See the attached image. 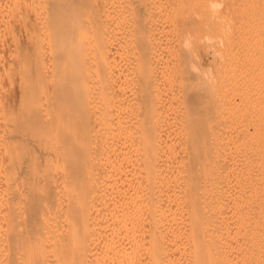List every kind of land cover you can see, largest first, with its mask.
<instances>
[{"label": "bare ground", "instance_id": "6f19581e", "mask_svg": "<svg viewBox=\"0 0 264 264\" xmlns=\"http://www.w3.org/2000/svg\"><path fill=\"white\" fill-rule=\"evenodd\" d=\"M147 1L152 4L149 0H0V264H264L261 256L264 231H259L260 216L254 219L263 212L264 199L262 194L258 199L251 196L256 186L264 188V184H259L264 170L258 168L259 159L255 157L264 156V137H257V143L248 139L250 144L243 146L238 138L239 148L236 147L232 155L237 157L234 169H238L236 175L241 178L237 180L242 181L238 192L241 195L238 194L240 197L231 208L239 221L236 229L217 235L218 232L213 234L205 223L204 213L211 202L210 191L213 194L212 182H215L210 170L211 130H214L210 129V123L218 115L214 114L213 68L211 72L201 66L202 69L194 50L201 38L209 48L215 38L221 37H212L213 30L216 33L224 25L216 27L224 22H219L221 17H218L222 15L218 13V21L215 20L213 10L218 5L214 7L211 0H189L192 15L185 17L188 13H183L180 4L187 1L173 0L174 15L185 14V20L183 14L180 15L185 21L183 26L194 27L185 29L184 26L183 29L181 23L177 25L181 32L176 29L180 33L176 34L174 26L171 27L173 22H167L169 17L164 19L167 23L164 24L169 23L168 35L171 29L176 34L172 41L182 44L176 54L178 45L170 43L172 50L176 49L173 51L176 58L173 65L171 59L167 63L170 62L174 75L170 66L167 69L174 79L165 88L166 85L159 84V73L167 70V64H161L163 53L160 59L158 53L164 51L159 48L163 35L156 36L158 26L153 24V14L165 8L160 6L158 10L161 3L156 6L153 2L158 8L154 5L152 8L158 11L150 14L153 9ZM245 2H240L242 8ZM248 5L255 4L247 2ZM169 8L171 6L168 12ZM240 9L239 14L245 12L244 8ZM164 13L161 16L166 15ZM234 19L237 20L233 16ZM258 21L260 19L255 26ZM242 22L239 21L237 27ZM256 28L251 30L253 34ZM161 32L163 34L162 29ZM227 32L224 29L226 35ZM220 33L218 31V35ZM232 33L229 32L230 36ZM252 33L249 35L244 30L250 39H254ZM247 36H243V42H249ZM223 41L226 43L229 39ZM246 43L241 42L240 46ZM249 48L244 52L239 50L243 54L238 56L250 54L243 58L249 60L252 49L259 46ZM262 48L259 52H264ZM231 52L235 57V48ZM256 57L255 61L253 59L255 67L256 62L264 60V57L261 61V56ZM241 63L239 66H243ZM250 64L249 69L246 67L249 72L252 69L255 76L258 70L255 73L256 68H250ZM258 73L262 75L257 74L258 77H264L263 71ZM260 83L261 79L254 88L249 85L254 92L250 91V96L264 93L263 83L259 85L263 86L261 89L257 88ZM247 85L243 86L242 94L248 93ZM173 93L181 94L182 100L175 94L177 102ZM168 94L178 103L175 106L171 102L175 107L173 139L165 135L162 124L166 121V110L172 113V109H166ZM254 96L253 100L248 99L252 102ZM262 96L261 93L256 98L257 102L264 98ZM249 100L248 107L234 104V109L238 112L240 107L248 110L250 107L252 110L255 105L253 110H264V103L261 108L259 103ZM167 101L169 103V99ZM245 108L239 113H244ZM256 111L250 113L253 119L259 115ZM262 113L260 116L264 115ZM257 116V121L263 123L264 116L262 119ZM253 121L256 123L255 119ZM244 132L242 139L251 135ZM259 134L261 132L255 135L252 132L249 138ZM96 156L99 160L95 167ZM168 168L175 170L177 176L169 178ZM97 179L103 181L98 189L94 186ZM97 197L96 204L100 202L101 206L96 210L92 206ZM102 205H106L105 208ZM90 208L98 212L97 216L92 213L97 217L96 222ZM95 228L96 233L92 235ZM231 245L240 252L232 256Z\"/></svg>", "mask_w": 264, "mask_h": 264}, {"label": "rangeland", "instance_id": "374dc122", "mask_svg": "<svg viewBox=\"0 0 264 264\" xmlns=\"http://www.w3.org/2000/svg\"><path fill=\"white\" fill-rule=\"evenodd\" d=\"M150 2H152V4L150 3L149 4V2L147 1V3H148V5H149V7H150V9H153V11L152 10H150V14H153L155 11H158L159 9H160V6L162 7V8H165V10L163 9H160L161 11H158V12H156L157 14H153V16H154V19L151 17V19H153L154 21L156 20V22H154L153 21V24H156L157 26V28H155V29H157L158 30V32H159V29L161 28V26H162V31H163V34H160V33H162L161 32V29H160V33H155L156 34V36L158 35V37H159V35H163L165 38H164V40H166V41H164L163 40V36H160L161 37V41L163 42H161L162 43V47H161V44H160V46H159V48H160V50L161 51H163V52H160V51H158V53L160 54L159 55V59L160 58H162L161 56V54L163 53V55H164V57L161 59V60H163L164 62H162L161 60V64L163 65V66H165L166 64V69L168 68V66H170L169 64H170V62H171V65H173L172 63H174V60H175V58H176V54H178L179 53V50H180V47L182 46V44L180 43V44H177V43H175V42H173L172 41V38L174 39V36H176V34H180V33H178L181 29L180 28H183L184 26V28L185 29H192L193 27H194V25H190L189 27H188V25L186 26V25H184L183 26V24H184V20H185V17H187V16H189L190 15V13H191V15H192V12H190L191 10L190 9H188L189 8V6H191V3H190V5H189V0H185L184 2H186V3H182V4H180V5H183V8H184V10L182 9V11H184L183 13H185V12H187L188 14L185 16V14H183V13H181V14H183V19H182V17H180V15L181 14H179V15H177V16H175L174 15V9H176V6L172 3L173 2V0H170L169 2H168V0H166L167 1V4L165 3L166 1L165 0H149ZM162 1H163V3H162ZM197 2V0H191V2ZM213 1H214V3H213ZM227 1V2H226ZM229 1H232V4H230L231 2H229ZM246 1V2H245ZM264 0H253V2L251 1L250 2V0H242V1H239L238 0V3H237V0H223V2H222V0L220 1V0H211L210 2H212V4L214 5V7L216 6L215 4H217L218 6L217 7H213L214 8V10H213V13H215L214 14V17H215V20L217 19V17L219 16V15H222V16H219L218 17V19H220V17H221V20H219V22L220 21H224L222 24L220 23V25L218 24H216V27H218V26H222L223 24L225 25V27L227 26H229V24H231V25H235V24H237V25H235V26H232L231 27V25L229 26V27H231L230 29H229V31L224 27V25H223V27H222V29H223V31H222V29H221V27H220V29L218 28V31H219V33H220V31H222L221 33H220V35H218V31L216 30V28H215V30L217 31L216 33H215V31L213 30V35H212V37H213V39L216 37V36H221L220 38H219V40H218V38H215L214 40H216V41H212V38H211V41H212V43H211V45L209 46V48H210V50H208L209 48H208V46H206V44H205V40H204V38H201V40H200V42H202V44H200V42H198L197 44H199V45H197L196 44V49L194 50V56L196 57V60L199 62V64H200V67L202 66L203 68H205L204 70H209L210 72H211V69H212V77H214L213 78V80H215L213 83H214V86H213V90H214V92H215V90H216V92L214 93V96H215V98L214 97H212V100H213V98H214V100H213V103H214V106H215V112H214V114H216V115H218V116H216V118L215 117H213V119H212V122L210 123L211 125V127H210V129H214V130H211V132H212V141H211V145H212V148H211V154H212V166H211V168H210V170H211V172H212V174H213V180L215 181L214 183L212 182V189H213V194H212V190L210 191V194H211V202H209V207H208V209H207V211L204 213L205 214V223H206V225L208 226V228H210L209 230L210 231H212L213 232V234H216L217 232V235L218 234H221L222 232L223 233H225V231H229V233H231L232 231H234V229H236V225H238V223H239V221H238V219H236L235 217H237L236 215H235V212H233V210H231V208L233 207V204L237 201V197H240L238 194H240V193H238V192H240V189H241V187H240V183H242V181L240 180V182H239V180H237V179H239L240 178V176L239 175H236V174H238L237 172H238V169L235 167V169H234V166H236V161H237V157H232V155H233V152L235 151V148L237 147V148H239V145L240 144H236L237 142H238V138H239V141H241L242 143V145L241 146H243V145H247V143L248 144H250V142L251 143H257L258 141L257 140H255L257 137H259V138H261V137H264L263 136V134H264V128L262 129V127H264V119H262L263 118V116H260V114L262 113L261 112V108L263 107V101H264V98H263V96H264V93L263 92H261L262 94H263V96L261 97V98H263L262 100H260V98H259V100L261 101V103H260V101L259 102H257V99H258V97L261 95V93L259 94V92H258V94H259V96H254V94H251L252 96H250L249 95V92L251 91V92H253V88L255 87V85H256V83H258V81H259V79H261V83H263L264 84V82L262 81V79H264V77H258V75L260 74V76H262L261 75V73H258L260 70L261 71H263V74H264V69H262L261 67L262 66H264V60H262V62H259L257 59H256V61H258V62H256L257 64V67H255L254 65V61H255V57L256 58H259V56H261L260 57V61H261V59L264 57V52H262L261 50H263L264 51V39H262V38H264V2H263ZM153 2H155V5L156 6H158L159 5V2L161 3V5H159L158 7H156L155 5H154V3ZM221 2V3H220ZM243 4V2H245L244 4L245 5H243V8H244V13H246V15L244 14V13H240L241 14V16H240V14L238 13L239 11V9L240 10H243V8H242V4ZM247 2H248V4H255L254 6L253 5H248L249 6V8H248V6H247ZM250 2V3H249ZM256 2V3H255ZM263 2V5H261V3ZM157 3V4H156ZM166 5H165V4ZM224 3H225V7H224ZM171 4H173V6H174V8H173V6L171 5ZM227 4H229V5H227ZM260 4V5H259ZM155 6V9H157L158 8V10H155L154 11V8H152V7H154ZM187 5H188V7H187ZM239 5V6H238ZM163 6H165V7H163ZM169 6H171V8H169V12L167 11L168 9V7ZM232 7V10H231V8H228V7ZM167 7V8H166ZM186 7V8H185ZM192 7H193V5H192ZM224 7V8H223ZM236 7V8H235ZM251 7V8H250ZM254 8V11L252 12V10H253V8ZM263 8V10H262V8ZM226 8V9H225ZM256 8H258V9H260V10H262L261 12L260 11H258V9H257V12H255L256 11ZM194 10H197V8H193ZM212 9V8H211ZM215 9H216V11H215ZM226 10V13H225V10ZM171 10H173V11H171ZM188 10V11H187ZM236 11V14H235V12L234 11ZM163 11H167L168 13H166V15H163V16H161L164 12ZM170 11H171V13H170ZM182 11H179V12H182ZM234 13H233V12ZM160 12H162V13H160ZM173 12V13H172ZM230 12V13H229ZM249 12H250V14H249ZM251 12H252V14H251ZM260 12V13H259ZM164 13V14H165ZM169 13H170V16H169ZM219 15H218V14ZM225 13V14H224ZM232 13V14H231ZM254 13V14H253ZM159 14V15H158ZM172 14V15H171ZM235 14V15H234ZM237 14H239V15H237ZM243 14H244V16H243ZM256 14H257V17H256ZM258 14H260V16L258 17ZM173 15H174V17H173ZM251 15V16H250ZM255 15V16H254ZM156 16H157V19H156ZM158 16H160L159 18H158ZM172 16V17H171ZM185 16V17H184ZM233 16L235 17V18H237V20H233ZM238 16V17H237ZM239 16L241 17V20H239L240 18H239ZM168 17H169V19H172V20H170L169 21V19H168ZM171 17V18H170ZM223 17H225V18H223ZM229 17H230V19H229ZM245 17V18H244ZM255 17H256V19H255ZM250 18H253L254 19V21L256 22L257 21V19L259 20L260 19V22L258 21V24L257 25H259L260 24V27H258L257 25V28H256V26H255V24L252 22L253 20L252 19H250ZM164 19H168V21L167 22H173L174 23V25H173V23L171 24L172 26L171 27H173L172 29L176 32V29H178V32H176V34H175V32H172L173 30L171 29V32L169 33V35H168V29H167V27L169 26V23H168V25H166L167 23H166V20H165V22H164ZM181 20V22H180V20ZM218 19L216 20V21H218ZM229 19V20H228ZM246 21H245V20ZM176 20V21H175ZM242 20L244 21V22H242ZM163 21V23H160V22H162ZM183 21V22H182ZM226 21H228L229 22V24L228 25H226ZM239 21H241L242 23H243V25H241L242 23H240V25H241V27H240V25H239V27H240V29H239V27H237L238 26V24H239ZM252 23H251V22ZM176 22V23H175ZM180 22V23H179ZM219 22H217V23H219ZM233 22V23H232ZM234 22H237V23H234ZM164 23H166V24H164ZM182 23V24H181ZM253 24L254 26H251V24ZM180 24H181V26H180ZM180 26V28L178 27V26ZM167 26V27H166ZM245 26V27H244ZM154 27H155V25H154ZM215 27V26H214ZM235 27V28H234ZM243 27H244V29H243ZM247 27V28H246ZM183 28V29H184ZM240 30L239 32H243V33H239L238 32V29ZM242 28V29H241ZM253 28H256L254 31H255V33L253 34L252 33V29ZM182 29V30H183ZM224 29H225V32H227V35L224 33ZM237 29V30H236ZM232 30H234V33L236 34V32L235 31H237V33H238V37H237V39H236V36H235V34L234 33H232L233 31ZM244 30H246V33L248 34L249 33V35H251V33H252V35L254 36V39H253V37H252V39H250L251 38V36L250 37H248L246 34H244ZM252 30V31H251ZM170 31V30H169ZM156 32V31H155ZM181 32V31H180ZM183 32V31H182ZM229 32L230 33H232L231 34V36H230V34H229ZM175 35H174V34ZM167 34V36H169V38H171L170 39V41H169V38L167 39V36H165ZM171 34H173V36L171 35ZM216 34V35H215ZM241 34V35H240ZM244 34V35H243ZM229 35V36H228ZM235 37H233V36ZM263 35V36H262ZM172 36V37H171ZM228 36V37H227ZM248 37L247 39H246V41H248V39H249V42H243V40H245V38L244 37ZM230 37V38H229ZM262 37V38H261ZM229 39V41H230V39H231V42L232 43H234L233 45L231 44V42H229V41H227L228 39ZM203 39V40H202ZM220 39H222L221 40V42H223V43H221L220 42ZM225 39V41H227L226 43H227V45H226V43L223 41ZM232 39H235V40H238V41H235L234 42V40H232ZM257 40V42L256 43H254L253 42V44H251L252 42L251 41H254V40ZM160 40H158L159 41V43H160ZM172 41V42H171ZM204 41V42H203ZM219 41V42H218ZM168 42V44H166ZM214 42H215V44H214ZM237 42H238V44H237ZM241 42L243 43V44H245L246 43V46L244 45H242L243 47H246V48H248V47H250L249 49H252L253 48V46H254V48H255V45H256V47H258L259 46V48L257 49V48H255L254 50L252 49V51L251 50H247V51H249V53H250V51H251V54H252V57H254V58H250L251 59V64L250 65H252V66H250V68H252V67H255L256 69L254 70L255 71V73H256V71L258 70V72L256 73V75H257V77H256V75L254 76V72H252V69H250V72H249V65H248V63H250L249 62V60L248 59H243L244 57L245 58H247V57H249V56H251L250 54H247V56L246 55H242L241 57L240 56H238V54H243V52L244 51H246V48H243V47H241L240 45H241ZM164 43H165V45H164ZM170 43H172V44H175V45H178V46H176V48H177V51H176V49H173L172 50V46H171V44ZM217 43V44H216ZM248 43H250L248 46H247V44ZM205 44V46H204V48H202V45H204ZM214 44V45H213ZM218 44H220V45H222L221 47H225V49L224 48H222V50H221V47L218 45ZM226 46H225V45ZM231 44V45H230ZM259 44V45H258ZM163 45L165 46V47H163ZM175 45H173L174 46V48H175ZM234 45H236L235 47H234ZM238 45V46H237ZM253 45V46H252ZM200 48H199V47ZM214 46V47H213ZM217 46H219L218 48H216ZM240 46V47H239ZM252 46V47H251ZM167 47V48H166ZM171 47V48H170ZM198 47V48H197ZM211 47H213L214 48V50H216V52L215 51H213L212 50V48ZM232 47H234L235 48V57L234 56H232L234 53L233 52H231V51H234V48H232ZM240 49H239V48ZM263 47V48H262ZM161 48H163V49H161ZM169 48V49H168ZM206 48V49H205ZM216 48V49H215ZM236 48H237V50H236ZM241 48H243L244 50H242ZM260 48H262L260 51L263 53V54H261V52H259V49ZM166 49H167V51H166ZM171 49V50H170ZM202 49H204V51L202 50ZM221 52H219L218 50ZM224 49V50H223ZM208 50V51H207ZM239 50H241V51H243L242 53H241V51L239 52ZM258 50V52H256ZM169 51V53L167 54V52ZM173 52V53H171V52ZM221 54L219 57H218V52ZM255 51V52H254ZM195 52H197V54L195 53ZM200 52H201V55H200ZM212 52H214V54L212 53ZM224 53V54H223ZM255 53V54H254ZM260 53V54H259ZM216 54H218V55H216ZM228 54V55H227ZM168 55H170L169 56V58H168ZM215 57H214V56ZM226 56L225 58H224V56ZM249 55V56H248ZM202 56V57H201ZM207 56V57H206ZM236 56H238L237 58H239L238 60L240 61V63H241V60H242V62L244 63H241L243 66H239L240 65V63L239 62H237L238 60L236 59ZM172 57V58H171ZM229 58V60H228V58ZM230 57L232 58V60L233 59H235V61L236 62H234V61H231V59H230ZM234 57V58H233ZM214 58H216V59H214ZM227 58V59H226ZM169 59V60H168ZM170 59H171V61H170ZM200 59V60H199ZM253 59H254V61H253ZM203 60V61H202ZM208 60L210 61V62H208ZM211 60H213V62L211 61ZM216 60V61H215ZM227 60L228 61H231V62H227ZM248 60V63L247 62H245V61H247ZM159 61V62H160ZM165 61H166V63H165ZM168 61H170L169 62V64L167 63ZM224 61V62H223ZM206 62V63H205ZM232 62H233V64H235V66L232 64ZM209 63L211 64V65H209ZM223 63L225 64L224 66H225V68H224V66H223ZM236 63H238V64H236ZM246 63V64H245ZM160 64V65H161ZM213 64V65H212ZM228 64V65H227ZM207 65V66H206ZM218 65H219V68H218ZM234 66V68L235 67H237V68H235V70H234V68H233V66ZM259 65V66H258ZM209 66V67H208ZM214 66V67H213ZM230 66H232V67H230ZM248 67V69H247V67ZM165 67H164V70H166L165 69ZM201 67V68H202ZM212 67V68H211ZM226 67H227V70H226ZM238 67L240 68V67H242V68H244V67H246V70H245V68L242 70V68L241 69H238ZM259 67L261 68L260 70H259ZM202 68V69H203ZM214 68H217L218 70H216V69H214ZM230 68L233 70H230ZM264 68V67H263ZM171 69V66L169 67V70ZM222 69V70H221ZM169 70L167 69L166 71H168V73L165 71L164 73L163 72H160L159 73V84L161 85L162 83V86H164V85H170L171 83H172V81H173V79H174V76H172V74L170 73V75H169ZM225 70V71H224ZM245 70V71H244ZM170 71H172V73L174 72L173 70H170ZM215 71V72H214ZM237 71V72H236ZM238 71H239V73H238ZM242 71H244V73L246 72V74L244 75L243 73H242ZM213 72H214V75L215 76H218L216 79H215V76L213 75ZM220 72V73H219ZM224 72V73H223ZM240 72H241V74H243V76L242 75H240ZM249 73V75H248V73ZM163 73V74H162ZM219 73V74H218ZM223 73V75L221 76V74ZM237 73L239 74V75H237ZM251 73V74H250ZM173 75H174V73H173ZM236 76L237 77V81H236V78L234 77V76ZM251 75V77H249ZM248 76V77H247ZM252 76H254V78H252ZM173 77V78H172ZM219 77L221 78V79H219ZM244 77H246V79H248L247 81L245 80V78ZM249 78H251V80L249 79ZM172 79V80H171ZM219 81H218V80ZM252 79H254V81L252 80ZM258 79V80H257ZM255 81H257V82H255ZM223 82H224V84H223ZM253 82H255V84L253 83ZM165 83V84H164ZM250 83V84H249ZM261 83L260 84H257L258 86H257V88H260L261 89V87H263V86H261V87H259V85H261ZM225 85L224 87H223V85ZM248 84V85H247ZM262 84V85H263ZM167 85L166 86H164L165 88L167 87ZM168 85V86H169ZM247 85V87L249 88V89H246V90H249L248 91V93L247 92H245L244 94H242V92H244L243 90H242V88H244L245 86ZM249 85H253L252 87L250 86L249 87ZM244 86V87H243ZM246 87V88H247ZM221 88H223V89H221ZM250 88H252V90L250 89ZM230 89V90H229ZM225 90V91H224ZM232 90V91H231ZM245 90V89H244ZM245 90V91H246ZM255 90H256V88H255ZM258 90V89H257ZM264 90V87H263V89H262V91ZM168 91V93H169V90H167ZM220 91H221V93H220ZM258 91H260V90H258ZM173 92V91H172ZM227 94H226V93ZM238 93H240L239 95H238ZM254 93V92H253ZM169 94H171V92L169 93ZM169 94H168V96L166 95V97H168V99H169V103H168V99L166 98V104H167V107H166V109H169V111H171L170 109H172V113H169L167 110H166V113H165V115L164 116H166L165 117V120L166 121H164V123H162L163 124V131L165 132V135H167V137L168 138H170V139H173V135H174V131H171V130H175V126L173 127V124H174V110H175V107H173L174 105H175V103H176V105L178 104L177 102H179L178 100H180V98L179 97H181V100H182V96H181V94H177V93H175L177 96H178V100H177V96L173 93V98H175L176 100H177V102H175L176 100L174 99V100H172V98L169 96ZM226 94V95H225ZM246 94V95H245ZM213 95V94H212ZM248 95L250 96V98L248 97ZM255 95H257V92H256V94ZM176 96V97H175ZM216 96H218V98L216 97ZM222 96V97H221ZM227 96H228V98H227ZM235 96V97H234ZM241 96V97H240ZM242 96H246V98H243ZM254 96V101H255V103H259L260 105H261V108H260V106H259V104L257 105V107H259L261 110H257L258 112H259V115L258 114H256V113H258L256 110H253V108H255V105H253L252 106V104H251V107H253L252 108V110H250L251 108L249 107V110H250V113H252V114H254L253 113V111H256V116H257V118L260 116V118L262 119V122L263 123H261V121H257V119H256V116H255V121H256V123H254V119L252 118V117H254V115H252V114H250L249 113V110H248V108H245V107H248L249 105V103H247L248 101L247 100H249V99H252L251 97H253ZM221 97V98H220ZM230 97V98H229ZM233 97V98H232ZM8 98V97H7ZM249 98V99H248ZM257 98V99H256ZM171 99V100H170ZM216 99V100H215ZM241 99H242V101H241ZM180 100V101H181ZM218 100V101H217ZM253 100V99H252ZM174 101V102H173ZM217 101V102H216ZM239 101L241 102L240 104H239ZM250 101V100H249ZM254 101H252V102H254ZM174 104H172V103ZM217 104H216V103ZM232 102V103H231ZM244 102H246V103H244ZM251 101H250V103H252ZM238 103V104H237ZM171 105V106H168V105ZM241 105L242 104V106H244L245 104H246V106L244 107L245 108V110H244V113H239V112H241V111H243L242 109H244V108H241V110L239 111V106L237 107V108H239L238 109V112L234 109V108H236V106L235 105ZM244 104V105H243ZM263 104V105H262ZM175 105V106H176ZM248 105V106H247ZM227 107L228 108H231V109H227ZM217 108V109H216ZM228 110V111H227ZM248 110V111H247ZM236 111V112H235ZM263 111V113L262 114H264V110H262ZM227 112H229V113H227ZM169 113V114H168ZM237 113H239V115H240V117H241V119H240V117H239V115H237ZM170 114H172V115H170ZM234 115H236V116H234ZM251 116V117H250ZM218 117V118H217ZM224 117V118H223ZM235 117V118H234ZM238 117H239V119H238ZM236 118L238 119V121L236 120ZM259 119V118H258ZM171 120V121H170ZM248 121V123H247V121ZM250 120V121H249ZM173 122V123H172ZM246 122V123H245ZM249 122H250V124H249ZM257 122H258V124H257ZM260 122V123H259ZM242 123H244V124H242ZM172 124V125H171ZM248 124V125H247ZM257 124V125H256ZM172 126V128H171V126ZM214 127H213V126ZM217 125V126H216ZM259 125V126H258ZM240 126H244V127H240ZM245 126H248L247 128L245 127ZM255 126V128H256V126L257 127H259V128H256V129H253L252 130V127H254ZM218 127V128H217ZM240 128V129H239ZM215 130H216V132H215ZM238 130H241L242 131V133L241 134H239L238 132H240V131H238ZM246 130V133H247V135L251 132V135H252V132H253V135H255L257 132H261V134H259V136H256V137H251V138H253V139H251V138H249V135L246 137V138H244V139H242L241 138V136H242V134L243 133H245L244 131ZM257 131V132H255V131ZM248 131V132H247ZM219 133V134H218ZM172 134V135H171ZM219 136H218V135ZM250 135V136H251ZM165 137V136H164ZM167 137H165V138H167ZM172 137V138H171ZM170 139H168V141L170 140ZM241 139V140H240ZM248 139H249V141H248ZM235 140V141H234ZM260 140H262V139H260ZM171 141V140H170ZM213 143V144H212ZM214 143H215V145H214ZM239 143V142H238ZM237 145V146H236ZM240 146V147H241ZM236 148V149H237ZM98 150H99V148H98ZM216 150V151H215ZM264 153V152H263ZM235 155V154H234ZM262 154L261 155H257V156H255L256 158H258L259 160H258V165H259V167L258 168H261V169H263L264 170V162H263V160H264V156H262ZM98 157V158H97ZM95 159H97V161L95 160V162H97V164H95L94 163V165H95V167L98 165V160H99V156H96L95 157ZM236 159V160H235ZM238 164V163H237ZM166 166L167 167H169L168 166V164H166ZM170 168V167H169ZM168 168V169H169ZM236 169H237V171H236ZM256 169H257V167H256ZM260 169V170H261ZM259 169H257V171H258ZM256 171V172H257ZM262 171V170H261ZM168 175H169V178H174V175L175 176H177L176 174V171L175 170H172V169H169L168 171ZM169 172H171V173H169ZM259 173H260V171H258ZM255 173V172H254ZM215 174V175H214ZM256 174V173H255ZM260 174H264V172H262V173H260ZM215 177V178H214ZM212 178V177H211ZM262 178L263 179H261V181H260V185H262L263 186V182H264V175L262 176ZM241 179V178H240ZM237 180V181H236ZM97 181H98V179L95 181V184H94V186H95V188H96V186H97V189L99 188V187H102V182H101V180H99L98 181V183H97ZM238 182V183H237ZM97 183V184H96ZM262 183V184H261ZM101 184V185H100ZM215 184V185H214ZM236 185H238V186H236ZM259 186V185H258ZM258 186H256L257 188H254L255 190H253V192H255V193H252V191H251V196H253V197H255L256 196V198H257V196H259V197H261L262 195V197L261 198H263L264 199V188L263 187H258ZM96 189V190H97ZM263 191V193H261ZM216 192V193H215ZM255 194H257V195H255ZM262 194V195H261ZM241 195V194H240ZM250 196V197H251ZM252 197V198H253ZM99 197H97V198H95V203H93V208H95L96 210H97V208H98V205L99 206H101L100 205V202H99V204L97 203L96 204V202L97 201H99V199H98ZM261 198H259V199H261ZM258 199V198H257ZM97 200V201H96ZM236 200V201H235ZM264 202V201H263ZM102 204H104L103 202H102ZM94 206H96V207H94ZM104 208H105V206L104 205H102ZM91 207V208H92ZM100 208V210H101V212H103V210H104V208ZM91 208H90V214H92L94 211L93 210H91ZM92 208V209H93ZM99 209H98V211H100ZM97 212V211H96ZM96 212H94L95 213V215H96ZM262 212V211H261ZM260 212V213H261ZM98 213V212H97ZM232 213H234V215L232 214ZM259 213V215H255L254 216V219L256 220V218L258 217L259 218V216H260V218L257 220V223H258V221L259 222H262V223H258L259 225L261 224H263L262 226L260 225V227L261 228H259V231H260V229H261V232H263L264 231V221H263V218H264V210H263V212H262V214H260ZM92 215H94V214H92ZM93 216L92 218H93V221H95L96 222V220H97V215L96 216ZM263 215V216H262ZM96 217V219H94ZM256 217V218H255ZM90 218H91V215H90ZM238 221V222H237ZM91 222H92V219H91ZM95 222H92V223H95ZM110 228H112V227H110ZM110 228H108V230L110 229ZM113 229V228H112ZM112 229H110V231H113ZM94 230H97L96 228L95 229H93L91 232H92V235L94 234V233H96V231L94 232ZM232 230V231H231ZM231 231V232H230ZM90 232V233H91ZM227 233V232H226ZM234 246V245H233ZM231 247H232V245H231ZM233 249H234V247H232ZM232 248H230L231 250H232ZM230 251V250H229ZM236 251V252H235ZM239 251V250H238ZM237 251V248H236V250L234 249V252H233V250H232V252H233V254H232V256H234L235 254L234 253H237L238 252ZM240 252V251H239ZM230 254H231V251H230ZM262 256V258L264 257V252H263V254L261 255Z\"/></svg>", "mask_w": 264, "mask_h": 264}]
</instances>
